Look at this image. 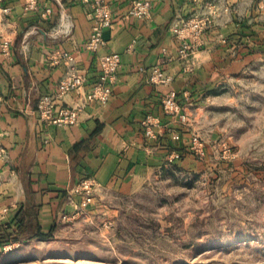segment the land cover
<instances>
[{
    "label": "crops",
    "instance_id": "0c3cea01",
    "mask_svg": "<svg viewBox=\"0 0 264 264\" xmlns=\"http://www.w3.org/2000/svg\"><path fill=\"white\" fill-rule=\"evenodd\" d=\"M96 1L108 4L115 19L104 30L106 45L90 52L84 44ZM131 1L38 0L37 8L29 10L26 0H0L11 9L0 24V148L6 151L0 157V211L8 209L0 224L11 223L14 230L36 223L48 234L63 212L74 210L68 196L82 178L97 180L96 194L122 191L164 164L186 134L179 121L165 114L161 97L176 91L190 115L191 106L208 99L241 57L219 40L229 30L237 34L233 38L243 30L227 21L220 31L203 35L191 63L178 59L180 42L172 25L201 8L204 0H150L151 17L143 20L128 16ZM5 40L10 41L7 55ZM111 52L122 56L112 97L104 104L84 103L97 79L100 56ZM61 53L71 54L73 61ZM169 56L174 59L168 61ZM158 69L170 80L154 82ZM70 72L85 77L84 86L57 103L83 105L79 122L47 125L39 119L38 102L56 93Z\"/></svg>",
    "mask_w": 264,
    "mask_h": 264
},
{
    "label": "rangeland",
    "instance_id": "374dc122",
    "mask_svg": "<svg viewBox=\"0 0 264 264\" xmlns=\"http://www.w3.org/2000/svg\"><path fill=\"white\" fill-rule=\"evenodd\" d=\"M191 15L209 21L197 47L227 21L243 30L219 37L241 57L180 122L181 157L95 191L47 239L0 247V264H264V0H204Z\"/></svg>",
    "mask_w": 264,
    "mask_h": 264
},
{
    "label": "built area",
    "instance_id": "2783aa9c",
    "mask_svg": "<svg viewBox=\"0 0 264 264\" xmlns=\"http://www.w3.org/2000/svg\"><path fill=\"white\" fill-rule=\"evenodd\" d=\"M38 0H26L27 9H36ZM9 6L0 5V24H2L6 16L10 13ZM152 3L150 0H132L128 10V16L134 19L143 20L151 17ZM94 24L88 39L85 42V49L90 52H98L106 45L104 38V30L114 23L115 14L108 4L96 1L93 9ZM206 19H199L197 16L190 15L186 18H179L172 25V32L176 39L180 42L178 50V59L188 60L196 56L198 40L206 28ZM3 53L6 55L10 52V41L5 40L2 44ZM61 57L69 61H73V57L69 53H61ZM173 56L167 57L168 61H172ZM122 56L118 52H111L100 56L99 70L97 79L91 84L90 89L85 94V102H96L104 104L109 101L113 95V87L117 80L118 72L121 68ZM190 65V64H189ZM162 72L158 69L154 71L152 80L154 82H164L170 80L169 77H163ZM86 79L81 75L69 73L58 86V90L54 94L43 95L37 105L36 111L39 119L47 124L57 127H65L75 125L79 122L80 111L83 105L73 107L59 106L57 101L65 94L75 92L84 86ZM4 100L3 88L0 85V104ZM161 104L166 115L176 119L181 123L189 121V114L186 106L179 100L178 93L171 90L161 97ZM174 139H178V134L173 135ZM198 136H193L190 150L195 151L197 145L200 144ZM6 151L0 148V157L5 156ZM181 153L172 151L169 160L179 159ZM98 182L94 177L86 176L82 178L76 185L70 189V204L76 213L84 212L90 207L95 199V191ZM8 209L0 211V215L7 212ZM64 217H67L65 214Z\"/></svg>",
    "mask_w": 264,
    "mask_h": 264
},
{
    "label": "trees",
    "instance_id": "16d2710c",
    "mask_svg": "<svg viewBox=\"0 0 264 264\" xmlns=\"http://www.w3.org/2000/svg\"><path fill=\"white\" fill-rule=\"evenodd\" d=\"M33 211H31V215L33 217ZM20 214V216H19ZM19 216V222L23 224L24 215L19 212L17 214ZM55 227L48 233H42L41 228L35 223L31 224V226H20L13 230L11 223L0 224V247H3L7 244H13L15 242H20L22 240L32 238V237H40L42 239L49 238L54 231Z\"/></svg>",
    "mask_w": 264,
    "mask_h": 264
}]
</instances>
